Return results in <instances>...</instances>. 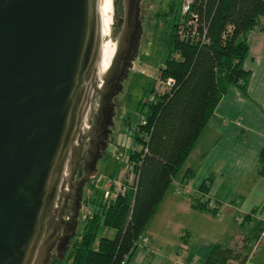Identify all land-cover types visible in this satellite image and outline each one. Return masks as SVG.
I'll list each match as a JSON object with an SVG mask.
<instances>
[{
	"label": "water",
	"instance_id": "water-1",
	"mask_svg": "<svg viewBox=\"0 0 264 264\" xmlns=\"http://www.w3.org/2000/svg\"><path fill=\"white\" fill-rule=\"evenodd\" d=\"M141 1L0 0V264H59L71 246L144 34Z\"/></svg>",
	"mask_w": 264,
	"mask_h": 264
},
{
	"label": "trees",
	"instance_id": "trees-1",
	"mask_svg": "<svg viewBox=\"0 0 264 264\" xmlns=\"http://www.w3.org/2000/svg\"><path fill=\"white\" fill-rule=\"evenodd\" d=\"M263 14L264 0H193L189 12L174 22L171 51L158 72L164 90L154 88L150 99L138 107L145 123L139 121L133 134L136 147L127 156L133 182L108 205L93 201V212L62 264H125L130 259L222 96L230 86L246 94L250 78L243 66L249 52L246 35L259 27ZM193 15L196 20L189 23ZM169 78L173 82L167 86ZM256 170L264 177V146ZM208 187L205 182L201 190L206 193ZM194 207L215 215L208 199L196 200ZM100 225L115 229L114 237L97 239ZM263 228L259 222L250 238L253 244L243 243L241 248L215 244L203 264H244L254 244L263 239Z\"/></svg>",
	"mask_w": 264,
	"mask_h": 264
},
{
	"label": "crops",
	"instance_id": "crops-1",
	"mask_svg": "<svg viewBox=\"0 0 264 264\" xmlns=\"http://www.w3.org/2000/svg\"><path fill=\"white\" fill-rule=\"evenodd\" d=\"M246 38V94L230 86L222 96L125 264H203L215 244H253L257 224H264V217H256V208L264 205V177L256 170L264 146V14ZM190 170L192 175L186 177ZM205 182L206 193L201 190ZM246 197L252 200L249 208L242 206ZM205 198L217 203L219 219L194 207ZM238 213L246 214L241 223ZM253 220L252 233L241 232L244 223ZM263 247H253L244 264H264L259 260Z\"/></svg>",
	"mask_w": 264,
	"mask_h": 264
},
{
	"label": "rangeland",
	"instance_id": "rangeland-1",
	"mask_svg": "<svg viewBox=\"0 0 264 264\" xmlns=\"http://www.w3.org/2000/svg\"><path fill=\"white\" fill-rule=\"evenodd\" d=\"M184 1H141L142 10L140 14H143V17H140V19L144 34L140 38V46L137 58L134 60L133 69L129 71L126 80L123 81L121 92L115 95L118 104L113 118L115 123L114 128L109 134L112 137L109 147H107L104 156L98 161L96 176L90 179L83 188L80 207L81 214H79L76 234H79L82 223L85 220L83 218L85 208L93 212L95 206L93 201L108 205L115 198L109 195L106 196L108 191L114 192L118 186L125 189L127 185L133 182L132 166H130L131 164L127 156L130 148L134 147L133 134L141 118L138 107L141 103L150 99L154 88L159 91L164 90V86L159 82L158 72L171 51L170 39L172 29L174 28V22L182 18V5ZM108 180L109 183H107ZM242 203V206L249 208L252 200L246 197L242 200ZM263 206L256 208V217H264ZM216 215L218 216L216 218L219 219L221 214L219 212ZM245 215V213H238L237 219L240 223L245 220ZM247 216L251 217L250 214ZM254 221L245 222L244 226L241 229L239 228L241 232L250 235ZM115 232L116 230L111 227L100 225L96 238L99 239L102 236L114 237ZM261 240L260 243H255L253 251L262 246L264 238ZM68 253L69 251L66 252L65 257L68 256ZM262 254L261 252L259 256L261 262L264 261V255ZM62 260L59 264H62Z\"/></svg>",
	"mask_w": 264,
	"mask_h": 264
},
{
	"label": "built area",
	"instance_id": "built-area-1",
	"mask_svg": "<svg viewBox=\"0 0 264 264\" xmlns=\"http://www.w3.org/2000/svg\"><path fill=\"white\" fill-rule=\"evenodd\" d=\"M193 2V0H185L184 1V3H183V5H182V13H187V12H189V10H190V5H191V3ZM195 20H196V18H195V16L193 15V17L191 18V20H189V23H193V22H195ZM173 82V79H171V78H169V79H167L166 81H165V84L167 85V86H169L171 83ZM140 122L141 123H145V120H144V118L141 116V118H140ZM134 147H136L135 145H134ZM133 147V148H134ZM130 166H132V165H130ZM131 172L133 173V168H131ZM134 175V174H133ZM107 183H109V180H108V182ZM123 191H124V189L121 187V186H118L117 188H116V190H114V192H111V191H108L107 193H106V196H111V197H116L119 193H123ZM208 199V207L210 208V209H212V210H214V212H215V215L216 214H218L219 213V208H218V205H217V203H215L213 200H211L210 198H205V200L204 201H206ZM81 214V213H80ZM91 214V210H89V209H87V208H85L84 209V213H83V218L84 219H86V217L87 216H89ZM261 238H264V228H263V230H262V232H261ZM148 240V238H144V241L146 242Z\"/></svg>",
	"mask_w": 264,
	"mask_h": 264
},
{
	"label": "flooded vegetation",
	"instance_id": "flooded-vegetation-1",
	"mask_svg": "<svg viewBox=\"0 0 264 264\" xmlns=\"http://www.w3.org/2000/svg\"><path fill=\"white\" fill-rule=\"evenodd\" d=\"M78 175H79V170H78L76 176L78 177ZM86 184H84L83 188L85 187ZM82 196H83V190H82ZM82 196H81V201H80V207H81V202H82ZM79 214H80V209H79Z\"/></svg>",
	"mask_w": 264,
	"mask_h": 264
}]
</instances>
